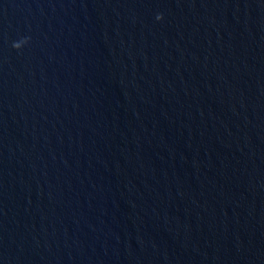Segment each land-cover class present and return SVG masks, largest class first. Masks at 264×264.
Masks as SVG:
<instances>
[{"label":"water","instance_id":"1","mask_svg":"<svg viewBox=\"0 0 264 264\" xmlns=\"http://www.w3.org/2000/svg\"><path fill=\"white\" fill-rule=\"evenodd\" d=\"M0 264H264V0H0Z\"/></svg>","mask_w":264,"mask_h":264},{"label":"clouds","instance_id":"2","mask_svg":"<svg viewBox=\"0 0 264 264\" xmlns=\"http://www.w3.org/2000/svg\"><path fill=\"white\" fill-rule=\"evenodd\" d=\"M160 16H157V19H160ZM23 41V43H21ZM28 42L27 38H21L19 41L13 43V48L20 49L23 45H25Z\"/></svg>","mask_w":264,"mask_h":264}]
</instances>
